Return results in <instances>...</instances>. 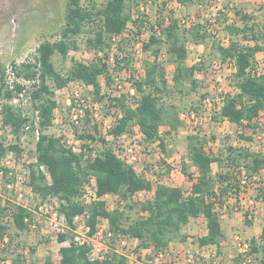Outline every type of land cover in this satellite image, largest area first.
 <instances>
[{
	"label": "trees",
	"instance_id": "16d2710c",
	"mask_svg": "<svg viewBox=\"0 0 264 264\" xmlns=\"http://www.w3.org/2000/svg\"><path fill=\"white\" fill-rule=\"evenodd\" d=\"M143 0H105L98 4L96 0H67L64 14V24L55 39H46L39 43L32 60L12 63L13 74L26 82L13 81L9 88L5 82L6 68L0 63V107L4 126L18 139L26 125L37 131L35 141V160L29 164L28 185L41 200L56 198L57 211L64 218L65 231L58 235V241H69L59 248V260L51 261L48 256L44 264H128L127 256L110 246L101 259L90 257L91 246L78 244L75 241V217L83 215L88 227L87 235L92 236L100 220L106 219L108 231L105 237L112 240L122 237L138 241L137 248H152L157 252H167L169 243L173 240L185 241L187 235L181 232L190 217H204L206 233L198 238L200 246L216 245L223 237L221 214L218 208L224 206L225 197L238 194L239 167L246 169L249 178L258 174L264 168V152L256 151L246 145H227L224 151L212 154L206 149L205 135L196 131L187 136L188 163H183L182 172L192 180L191 187L185 192L180 186L158 182L153 186L150 179L139 173L134 165L128 163L116 152L112 141L105 137H96L97 125L93 123L90 131L80 134L84 139L79 149L67 145L62 136L46 132L53 123L54 111L58 107L55 91L66 87L72 81H80L90 87L94 98L108 102L109 107L116 108L119 113L109 134L112 140L122 135H132L135 126L138 127L145 140L157 142L165 148L164 136L160 127L175 128L173 121H178V111H172L166 106L163 97L169 96L173 87L178 88L184 82L196 86V72L205 68L204 61L199 60L191 65L185 63L186 49L180 39V30L196 44H204L211 34L200 23H193L181 29L179 19L169 18L167 24L156 21L148 23L147 19L136 16L130 6H138ZM194 0H176L181 5ZM241 22H229L226 13L218 11L215 23L228 34L227 44L217 42L219 62H231L234 71L231 76L236 93L223 95L219 109L212 114L216 121L226 119L237 126H244L254 131L258 128V119L264 116V71L258 69L256 56L264 52V12L259 22L256 15L245 11L239 6L225 5ZM172 12V11H171ZM129 24L136 28V35L144 30L150 31L148 39L141 41V49L149 52L151 58L142 60L143 75L132 78L134 93L114 89V75L108 66L111 39L121 36ZM155 29H159L157 32ZM86 33L85 44L95 51L96 57L89 62L71 60V65L65 73L59 71L53 61L55 54L65 59L70 50L78 47L76 37ZM134 38V36H132ZM125 37H122L124 41ZM118 41L117 49L121 55H114L113 63L117 72L127 71L134 74V58ZM167 43L168 60L174 65L170 85L165 76L163 61L159 60L160 44ZM102 53V55H99ZM134 76V75H133ZM101 78L104 79L109 92L102 89ZM26 91L32 107V113L27 114L13 108L7 101ZM204 97V96H203ZM3 98V99H2ZM74 98L72 103L75 104ZM199 106L192 107L197 110ZM90 109L83 107L85 123L91 120ZM82 117V118H83ZM169 133V132H168ZM240 139L251 141L250 135H240ZM98 141L101 149L93 144ZM96 148V149H95ZM18 142L6 145L0 140V162L7 151L19 153ZM217 163L223 169L217 174L212 171V164ZM189 165L195 168V173L188 170ZM6 169L4 171V174ZM169 173V170H166ZM96 181L97 199L85 205L82 199L84 188L90 179ZM142 190H153V197L138 206L139 215L129 220L125 208L108 209L104 194H118L124 200H129L128 208L134 206L130 198ZM264 200V199H263ZM10 210L14 227L19 231L27 230L33 223L32 211L22 204L8 203L2 209ZM247 224L251 221L244 215ZM6 226L0 224V243L4 240ZM250 253L260 254V263L264 264V220L258 239H252ZM0 260H4L1 255ZM30 256L35 253L34 247H29ZM10 264H25L19 258ZM29 264H35L31 259Z\"/></svg>",
	"mask_w": 264,
	"mask_h": 264
},
{
	"label": "rangeland",
	"instance_id": "374dc122",
	"mask_svg": "<svg viewBox=\"0 0 264 264\" xmlns=\"http://www.w3.org/2000/svg\"><path fill=\"white\" fill-rule=\"evenodd\" d=\"M98 4L105 0H96ZM67 0H0V63L6 68L5 82L12 87L13 81L30 85L20 78H17L11 69L12 63H20L32 60L35 50L40 42L55 39L61 26L64 24V14ZM225 5L239 6L248 12L256 15L257 20L262 21L264 12V0H194L192 3L181 5L176 0H143L138 8L130 6L134 17L139 16L147 19L148 23L155 24L156 21L167 24L170 16L179 19L181 29L193 23H200L211 34L204 44L193 43L180 30V39L187 51L185 63L191 65L196 61H204V70L196 72V86L192 87L189 82H184L178 88H171L169 96H164L166 106H171L172 111H178L179 120L173 121L176 126L169 130V126L160 127L164 136L165 148L157 142L150 143L144 139L137 126L132 135H124L112 140L109 134L119 111L109 107V103L98 101L94 98L90 87L84 86L80 81H72L66 87L55 91V98L58 107L54 111L53 123L46 129V132L62 136L65 143L74 149H79L84 139L80 134L93 129L97 125L96 137L102 136L112 141L111 145L116 152L125 160L134 165L139 173H143L153 186L158 182L180 186L185 192L191 187L192 180L182 172L183 163H188L187 136L191 134L186 128L187 117H181L182 113L192 110V107L201 105L202 99L208 97L213 107L217 109V99L226 93H236L238 90L232 85L231 76L234 67L231 62L222 64L219 62L215 44L221 42L227 44L229 36L222 27L215 23L218 11L226 13L229 22H241L233 12ZM172 11V12H171ZM157 32L159 29H155ZM136 28L129 24L124 34L111 39L109 48L108 66L114 77L115 91H123L133 94L131 85L132 78H140L143 75L142 60L151 58L149 52L141 49V41H146L150 31L144 30L136 35ZM134 36V38L132 37ZM86 33L76 37L78 47L70 50L67 57L62 59L55 54L53 61L56 68L65 73L71 65V60L89 62L94 60L96 53L87 48L85 44ZM122 37H125L122 41ZM122 41L123 48L134 58V76L122 70L117 72L113 63L114 55H121L117 49L118 41ZM161 53L159 60L165 68V76L170 85H173L172 77L175 65L168 60L167 43L160 45ZM102 55V53L98 54ZM259 71H264V52L256 56ZM102 89L108 93L109 89L101 78ZM14 96L7 101L13 108L32 113V107L26 91L20 94L13 91ZM204 96V97H203ZM76 98L75 104L72 100ZM1 101V100H0ZM86 107L92 111L91 120L85 123L83 116H78V122L73 123V115L78 109ZM201 111V110H200ZM204 125L199 129L200 134L207 139L206 149L212 154L224 151L227 145H246L256 151L264 152V116L258 119V128L251 131L244 126H237L228 120L208 119L204 112L201 114ZM83 117V118H82ZM30 126V125H28ZM169 132V133H168ZM240 135H250L251 141L240 139ZM37 131L30 127L22 131L18 139L10 131V128L2 124L0 107V140L6 145L18 142L21 150L15 154L7 151L0 162V224L6 226L5 238L0 243L1 255L4 260L0 264H10L13 259L19 258L25 264L32 259L35 264H44L45 258L50 257L51 261L59 260V248L67 245L68 240L58 241V235L65 231L64 218L58 214V201L56 198H41L32 192L28 185L29 164L35 160V141ZM146 142V146L144 145ZM100 143L93 144L98 150ZM144 145V146H143ZM95 148V149H96ZM6 172L4 174V171ZM169 173H166V170ZM189 172L195 173V168L188 167ZM217 163L212 164V171L217 174L222 171ZM153 190H143L135 193L130 202L134 206L128 208L129 200H124L118 194H110L105 202L108 209L125 208L129 220L136 219L139 213L140 203L151 199ZM224 206L218 208L221 214L223 237L219 246H200L198 238L206 233V221L204 217H191L182 226L181 232L187 235L185 241L178 239L169 243L166 254L163 253L156 259V251L152 248H137L138 241L133 238L122 237L112 240L105 237L108 231V222L100 220L97 229L99 235L95 238V246L90 251V257L101 259L109 250L115 247L117 251L127 256L128 264H261L260 254L244 251L238 244L236 237L251 244L252 239H258L264 220V178H253L249 180L247 188L242 189L238 194H230L225 197ZM23 204L33 214V223L27 230H17L9 215L10 210L2 209L8 203ZM56 211L57 219H53ZM251 221L245 222L244 215ZM85 218L76 222L75 233L78 236L87 235L85 230ZM29 247L35 248V253L30 256ZM187 255L192 256V262L186 261ZM249 258V261L246 260Z\"/></svg>",
	"mask_w": 264,
	"mask_h": 264
},
{
	"label": "built area",
	"instance_id": "2783aa9c",
	"mask_svg": "<svg viewBox=\"0 0 264 264\" xmlns=\"http://www.w3.org/2000/svg\"><path fill=\"white\" fill-rule=\"evenodd\" d=\"M232 64V63H231ZM217 102H218V107L217 109H215L213 107V110L211 109V101L208 97H204L202 99V102H201V105L200 107L197 109V110H189L186 114L185 113H182L181 114V117L184 118V116L187 117V125H186V128L188 129L189 132L191 133H194L196 131H199L200 128L203 127L204 125V120L201 116V114H203L204 112L206 113V115L208 116V119H211L212 118V114L219 109L220 105L222 104L223 102V96H221L220 98L217 99ZM201 110V111H200ZM83 115V108L81 107L80 109H78V113L76 112L74 115H73V123H77L78 122V116H82ZM8 127V126H7ZM9 128V127H8ZM29 126L26 125L25 126V129H28ZM142 134V133H141ZM125 135V134H124ZM122 135V136H124ZM145 146L147 145L146 142L144 144ZM143 145V146H144ZM121 157V156H120ZM122 158V157H121ZM128 162V161H127ZM130 163V162H128ZM263 177L264 178V168L256 175H254L251 179H255V178H259V177ZM237 178H238V185L240 187V189H245L248 187L249 185V180L250 178L248 177L247 175V172H246V169L243 167V166H240L239 167V172H238V175H237ZM95 187H96V181H95V178L92 177L90 179V182L86 184L85 188H84V192H83V196H82V199H83V202L85 205H88L91 201L97 199V195H96V192H95ZM110 194L107 193V194H104L102 196V198L105 200L106 197H108ZM23 205V204H22ZM25 206V205H24ZM54 220L57 219V213L56 211L53 213V217H52ZM84 218L83 215H80V216H76L75 217V223L79 220V219H82ZM85 226V230L88 231V227L86 226V224H84ZM100 233V230L99 229H96V232L92 235V236H88V235H85V236H78L76 235L75 236V241L78 243V244H86V245H89L91 246V250L94 248L95 246V238L99 235ZM236 240H237V244L244 250V251H249L250 250V246H249V243L247 242H244L242 241L239 237H236ZM166 252H157L156 253V259L162 257L161 255ZM246 260L249 261V258H247ZM186 261L191 263L192 262V256L191 255H187V258H186Z\"/></svg>",
	"mask_w": 264,
	"mask_h": 264
},
{
	"label": "crops",
	"instance_id": "0c3cea01",
	"mask_svg": "<svg viewBox=\"0 0 264 264\" xmlns=\"http://www.w3.org/2000/svg\"><path fill=\"white\" fill-rule=\"evenodd\" d=\"M244 10H245V9H244ZM245 11H246V10H245ZM170 185H171V184H170ZM142 191H143V190H142ZM190 218H191V217H190ZM190 218H189V219H190ZM105 220H106V219H105ZM222 229H223V228H222ZM168 249H169V247H168ZM168 249H167V250H168Z\"/></svg>",
	"mask_w": 264,
	"mask_h": 264
}]
</instances>
